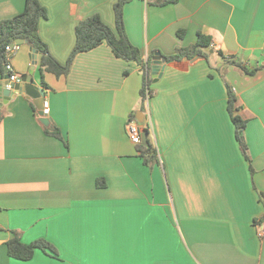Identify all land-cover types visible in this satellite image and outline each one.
<instances>
[{"label":"crops","instance_id":"obj_1","mask_svg":"<svg viewBox=\"0 0 264 264\" xmlns=\"http://www.w3.org/2000/svg\"><path fill=\"white\" fill-rule=\"evenodd\" d=\"M38 1L47 14L39 36L61 64L81 19L98 14L115 27L116 0ZM162 1L123 7L146 67L106 43L75 55L58 77L40 73L38 55L31 70L27 43L11 57L20 77L32 71L38 86L47 84L45 112L63 140L45 133L23 92L0 104V264H264V0ZM24 4L0 0V20ZM198 33L211 38L207 55L166 58L152 76L154 53L190 47ZM227 87L245 121L247 157ZM130 117L148 126L156 160L145 163L130 140ZM12 231L24 243L44 239L56 253L10 257Z\"/></svg>","mask_w":264,"mask_h":264},{"label":"trees","instance_id":"obj_2","mask_svg":"<svg viewBox=\"0 0 264 264\" xmlns=\"http://www.w3.org/2000/svg\"><path fill=\"white\" fill-rule=\"evenodd\" d=\"M129 1L116 0L114 2V29L105 24L98 14H92L81 19L75 26V41L72 50L65 64H61L50 55L46 43L40 38L38 33V24L40 19L46 17V9L38 0H25L24 8L20 13L0 20V77L4 76L5 72V46L18 38L25 39L28 46L38 55L40 73L46 71L57 77L65 75L68 72L75 55L91 50L101 43H106L116 57L125 61H135L141 66L146 67L149 63L148 59L144 61L140 49L130 42L125 31L123 7ZM172 1L174 0H164L159 4ZM178 35H182V30L178 31ZM210 40V36L198 33L196 42L192 46L179 48L174 54L168 55L166 58L168 60H180L182 58H192L195 55H207V50L211 47ZM229 62L239 66L248 74H254L257 71V68L248 69L233 59H230ZM148 83L149 78L144 76L141 90L142 98L145 96V89ZM41 84L44 88H47V84L43 80ZM227 96V109L235 127V138L240 145L242 153L247 157V148L243 138L245 121L235 112L237 109L235 106L236 97L230 87H227ZM44 131L63 140L59 128L53 123L48 127H44ZM144 131L148 135V129ZM139 149L145 163L156 160V149L149 139H147L146 144H139ZM259 222L264 225V217ZM6 247L10 257L20 260L32 258L36 249L56 253L52 244L44 239H36L30 243L22 242L17 231H12V236L6 241Z\"/></svg>","mask_w":264,"mask_h":264},{"label":"water","instance_id":"obj_3","mask_svg":"<svg viewBox=\"0 0 264 264\" xmlns=\"http://www.w3.org/2000/svg\"><path fill=\"white\" fill-rule=\"evenodd\" d=\"M18 44L26 43L25 39L18 38L15 40ZM31 49V48H30ZM33 63L31 70H33L36 63V52L31 49ZM202 57V55H195V58ZM151 73L153 77L159 76V70L161 69V62L166 61V57L160 56L159 52L154 53L152 56ZM4 80L0 82V104L7 103L13 96L15 92H23L28 98L33 100V103L40 115L39 121L46 127L50 125V118L45 112V89L44 87L38 86L35 80L32 77V71H29L26 74H23L18 81L11 82L9 81V74L5 71ZM140 120V119H139ZM142 143L146 144L147 142V133L144 131L141 134Z\"/></svg>","mask_w":264,"mask_h":264},{"label":"built area","instance_id":"obj_4","mask_svg":"<svg viewBox=\"0 0 264 264\" xmlns=\"http://www.w3.org/2000/svg\"><path fill=\"white\" fill-rule=\"evenodd\" d=\"M21 44L16 43L15 41H12L8 43L5 46V58L6 63L4 65V70L9 74V81L15 82L20 79V76L13 71L12 65H11V57L19 50ZM148 86L145 89V96L144 99L147 98V89ZM45 110V109H44ZM125 129L126 133L128 134L130 140L134 144H141L142 143V137L141 134L144 132L145 129H148V126H141L140 122L136 117H130L127 119L125 123Z\"/></svg>","mask_w":264,"mask_h":264}]
</instances>
